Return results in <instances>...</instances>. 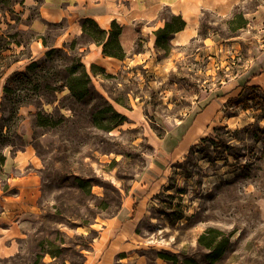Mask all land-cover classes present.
Returning a JSON list of instances; mask_svg holds the SVG:
<instances>
[{
	"label": "rangeland",
	"instance_id": "374dc122",
	"mask_svg": "<svg viewBox=\"0 0 264 264\" xmlns=\"http://www.w3.org/2000/svg\"><path fill=\"white\" fill-rule=\"evenodd\" d=\"M245 1L234 10L247 20L241 27L229 23L234 12L204 13L199 35L185 46L162 49L147 35L137 38L136 47L153 53L151 67L96 70L102 103L119 114L106 109L108 128L92 120L91 104L79 103L82 114L59 100L44 104L61 121L47 126L33 125V105L19 109L23 145L3 152L30 145L38 189L16 250L0 254V264H83L102 225L116 218L129 222L111 264H264V85H235L190 149L178 157L172 150L194 113L252 60L249 48L264 46V17H246L261 1ZM10 5L0 0V32L18 31L24 44L12 47L21 60L0 80V99L35 35ZM60 26L48 27L47 41ZM211 240L222 247L216 258L204 246Z\"/></svg>",
	"mask_w": 264,
	"mask_h": 264
},
{
	"label": "crops",
	"instance_id": "0c3cea01",
	"mask_svg": "<svg viewBox=\"0 0 264 264\" xmlns=\"http://www.w3.org/2000/svg\"><path fill=\"white\" fill-rule=\"evenodd\" d=\"M260 1L259 5L246 13V17H251L255 22H262L264 17V0ZM245 4V0H11L10 6L27 21L26 27L35 34L28 43L29 53L25 64L31 59L42 57L49 47H61L78 37L81 34L80 20L83 17L94 19L105 29L110 27L111 21H116L121 26L119 41L125 52L123 59L103 54L101 46L95 42H88L80 48L84 50L83 62L87 69L95 64L106 73H114L132 64H143L144 67H151L154 64L151 49L146 47L144 50L134 52V48L137 38L141 35H147L150 40L148 44L154 45V31L162 27L169 18L162 16L163 10H166L169 16L180 15L185 22L184 27L169 38L170 47L177 48L197 38L204 13L229 18L236 7ZM59 25H61L59 31L52 36L51 41H47L48 27ZM249 51L252 60L248 61L234 82L229 80L222 85L218 90L219 94L207 101L203 109L194 113L193 121L187 125L182 137L172 145L175 157L186 153L197 138L203 135L208 121L221 115L220 104L230 96L235 85H264V46L251 47ZM199 119H202V123L190 133ZM188 136L191 137L185 141ZM4 154L5 160L1 164L3 178L0 177V182L5 184L6 190L0 186V204L4 209L0 214V254L16 250L17 239L26 230V215L34 212L29 206H32L34 202L32 195L38 189L37 162L30 145L27 144L21 150L12 153L5 151ZM128 222L129 220L116 218L111 222L116 224L114 227L110 222L102 225L92 242L91 249L84 257L83 264H111L117 253L116 247L126 233Z\"/></svg>",
	"mask_w": 264,
	"mask_h": 264
},
{
	"label": "trees",
	"instance_id": "16d2710c",
	"mask_svg": "<svg viewBox=\"0 0 264 264\" xmlns=\"http://www.w3.org/2000/svg\"><path fill=\"white\" fill-rule=\"evenodd\" d=\"M246 21L242 12L239 11L234 12L229 23H236L241 27ZM80 25L81 34L78 37L64 43L61 47H49L42 57L31 59L22 69L13 71L5 78L1 87L0 99L2 112L0 116V165L5 160L3 152L5 147L18 148L23 145L22 134L19 131L24 118L19 109L23 106H34L33 125L47 126L58 122L60 124L61 121L55 117L54 113L46 111L44 104H53L59 100L60 107H66L73 113L76 111L80 114L86 111V106L83 105L91 104L89 110L92 120L100 127H109L106 124L108 120L104 118L103 114L106 109H112L113 114L117 112L114 111L110 103H102L104 96L92 82L96 70L103 72V69L95 64L87 69L83 62L84 50H80V48L88 42H95L101 46L103 54L123 59L125 52L119 41L121 26L113 20L110 27L105 29L90 17L81 18ZM184 25L185 22L180 15H170L164 25L154 31V45L166 49L169 45V38ZM17 34L18 31L0 32V80L10 66L21 59L16 56L12 48L13 45L24 44L22 39L15 38ZM33 38L32 35L28 40ZM43 42H46L45 38H43ZM140 50L135 46L134 52ZM62 92L64 93L58 97V93ZM61 119H63L62 114ZM104 122L106 123L104 124ZM136 205L137 203L134 202L133 209L136 208ZM212 237V239L215 238V236ZM204 246L209 249L207 255L212 258L218 257L222 251V247L213 244V240L205 243Z\"/></svg>",
	"mask_w": 264,
	"mask_h": 264
},
{
	"label": "built area",
	"instance_id": "2783aa9c",
	"mask_svg": "<svg viewBox=\"0 0 264 264\" xmlns=\"http://www.w3.org/2000/svg\"><path fill=\"white\" fill-rule=\"evenodd\" d=\"M232 47H234V46H232Z\"/></svg>",
	"mask_w": 264,
	"mask_h": 264
}]
</instances>
